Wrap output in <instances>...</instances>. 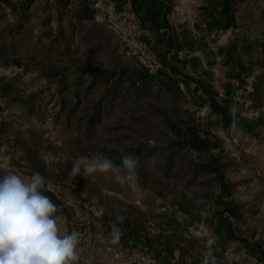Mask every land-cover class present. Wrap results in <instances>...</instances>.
Segmentation results:
<instances>
[{
  "label": "rangeland",
  "instance_id": "obj_1",
  "mask_svg": "<svg viewBox=\"0 0 264 264\" xmlns=\"http://www.w3.org/2000/svg\"><path fill=\"white\" fill-rule=\"evenodd\" d=\"M81 4L0 0V177L8 172L28 177L33 171L46 177L42 191L58 207L61 234L79 233L78 264H177L176 255L155 250V241L168 234L154 207L169 193L200 197L205 157L184 140L187 124L200 117L188 99L162 92L154 81L141 93L130 92L124 81L113 88L112 66L134 50L114 53L101 28L81 35L82 27L72 32L61 26L60 12L72 13L73 24ZM90 4L96 19L127 37L121 19L109 18L95 0ZM239 30L260 53L250 71L254 77L236 94L254 127L226 130L214 153L229 180V195L240 205L241 226L264 236V0H250L241 11ZM132 64L138 66L133 59ZM199 131L206 133L202 127ZM97 152L117 165L124 154L139 157V191L117 183L112 173L88 179L69 175L73 160ZM199 203L209 208V202ZM117 216L125 218L118 224L121 233L131 223L145 231L147 242L122 234L112 244ZM207 251L197 254L205 257ZM211 251L215 264H234L223 252Z\"/></svg>",
  "mask_w": 264,
  "mask_h": 264
},
{
  "label": "crops",
  "instance_id": "obj_2",
  "mask_svg": "<svg viewBox=\"0 0 264 264\" xmlns=\"http://www.w3.org/2000/svg\"><path fill=\"white\" fill-rule=\"evenodd\" d=\"M90 1L82 0L81 8L73 13V24L69 21L72 13L62 10L59 19L65 18L61 26L72 32L82 27L81 35L101 28L114 53L127 47L134 50V55L123 56L112 66V87L118 88L124 81L130 92L141 93L154 81L162 92L188 99V107L200 117L187 124L184 139L205 157L201 166L207 167L203 173L206 179L200 197L169 193L154 207L158 212L155 218L164 219L165 238L178 237L157 239L155 250L163 256L176 255L177 264H185L184 258L187 264H203L205 257L197 251L206 252L207 240L213 239L211 250L223 252L234 264H264V236L241 226L240 205L229 195V180L214 153L226 130L237 125L246 131L254 127L240 109L243 104L236 101L239 89L254 77L250 71L260 56L258 44L239 30L241 11L250 0H115L118 11L139 23L127 37L96 19ZM173 12L176 18H171ZM65 32L60 28L59 34ZM232 118L236 121L229 123ZM200 127L206 133H201ZM200 201L209 202V208ZM122 234L132 240H148L145 231L131 223Z\"/></svg>",
  "mask_w": 264,
  "mask_h": 264
},
{
  "label": "clouds",
  "instance_id": "obj_3",
  "mask_svg": "<svg viewBox=\"0 0 264 264\" xmlns=\"http://www.w3.org/2000/svg\"><path fill=\"white\" fill-rule=\"evenodd\" d=\"M139 157L121 156L115 164L107 155L93 153L72 161L70 176L82 175L88 179L93 174L112 173L117 183L127 184L133 192L139 191ZM150 163H155V157ZM46 177L38 171L23 177L8 172L0 177V264H78L79 233L61 234L55 214L58 207L43 194ZM83 194V193H82ZM117 216L112 224L111 243H119L122 235ZM213 239H208V249L203 264H215L212 256Z\"/></svg>",
  "mask_w": 264,
  "mask_h": 264
},
{
  "label": "built area",
  "instance_id": "obj_4",
  "mask_svg": "<svg viewBox=\"0 0 264 264\" xmlns=\"http://www.w3.org/2000/svg\"><path fill=\"white\" fill-rule=\"evenodd\" d=\"M95 6L103 9L104 13L107 14L109 18L116 20L121 19L124 25V32L129 36H131V34H133L139 26L138 21H134L132 23L120 11H118L115 0H95ZM171 18H176V12L171 13ZM113 24L117 25L118 22H113Z\"/></svg>",
  "mask_w": 264,
  "mask_h": 264
},
{
  "label": "trees",
  "instance_id": "obj_5",
  "mask_svg": "<svg viewBox=\"0 0 264 264\" xmlns=\"http://www.w3.org/2000/svg\"><path fill=\"white\" fill-rule=\"evenodd\" d=\"M236 120L234 118L229 120V123L235 122Z\"/></svg>",
  "mask_w": 264,
  "mask_h": 264
}]
</instances>
